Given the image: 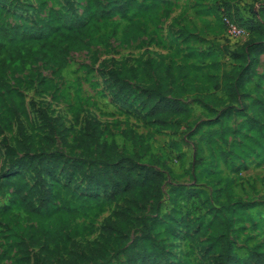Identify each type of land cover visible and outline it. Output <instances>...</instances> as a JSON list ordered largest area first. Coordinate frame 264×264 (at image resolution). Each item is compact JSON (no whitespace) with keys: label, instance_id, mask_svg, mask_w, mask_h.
I'll use <instances>...</instances> for the list:
<instances>
[{"label":"rangeland","instance_id":"1","mask_svg":"<svg viewBox=\"0 0 264 264\" xmlns=\"http://www.w3.org/2000/svg\"><path fill=\"white\" fill-rule=\"evenodd\" d=\"M101 1L106 5L116 0ZM164 1L167 5H161L148 16L130 12L129 20L114 15L92 24L91 33L95 37L105 36V39L88 50L71 52L65 70L57 72L43 61L17 63L7 71V81L20 108L26 134L38 152L60 155L67 162L77 160L81 153L65 147L60 141L52 150L45 149V131L39 117V110L43 108L49 117L65 121L70 143L81 134L86 120L96 119L102 124L103 138L115 141L120 151L140 152L144 162L158 160L165 165L161 214L172 213V219L162 222L157 236V243L162 241L166 252L171 254L169 258L165 256V263L215 264L217 255L206 253L201 242L213 233L209 227L212 219L209 209L226 200L217 193L226 186L231 188L233 204H239L232 235L234 251L239 259L249 261L255 248L264 252V155L260 159L250 158L247 168L238 169V160L234 161L236 166L231 163L234 156L227 157L224 162L222 150L216 144L211 145L210 151L199 140L200 134L210 128H218L220 124L236 127L244 119L242 114L250 115L246 109L250 101L240 97L230 109L229 118L220 117L225 106L216 103V96L224 99L225 96L212 89V77L231 69L227 48L236 51L247 41V38L236 41L228 38L223 15L252 33V22L255 14L260 15L264 0ZM16 5L17 10L0 6V28L33 26L39 20H47L52 9L66 10L65 0H20ZM73 5L75 13L81 15L87 1L73 0ZM28 48V45H8L0 56L24 52ZM148 58L166 66H186L191 72L192 89L183 97L193 103L194 114L178 129L160 130L144 125L111 95L106 72L112 68H139ZM257 71L264 73V58ZM253 86L249 85L248 90ZM124 132L141 136L142 140L134 144ZM234 139L229 137V144ZM18 140L15 115L0 106V179L5 183L0 188V264H42L40 248H30L32 259L28 263L23 261L19 247L21 241L30 243L40 238L41 233L37 224L11 203L17 189L26 194L33 191L32 199L34 202L37 199L33 172L19 170L8 160L9 150L16 147ZM221 147L224 152L230 150V146ZM22 156L16 153L15 161ZM73 181L70 185L59 172L50 181L55 204L78 212L64 226L59 245H51L53 256L64 259L75 245L83 248L101 242L106 250L103 262L124 264L125 255L114 254V248L118 247L114 238L102 236V228L111 221L122 200L109 201L102 194L92 196L95 192L86 190L81 177L76 176ZM178 186L204 191L207 196H175L172 200L170 190ZM200 222L205 223L207 233L196 236L194 233ZM136 236H139L138 229H133L132 239Z\"/></svg>","mask_w":264,"mask_h":264},{"label":"trees","instance_id":"2","mask_svg":"<svg viewBox=\"0 0 264 264\" xmlns=\"http://www.w3.org/2000/svg\"><path fill=\"white\" fill-rule=\"evenodd\" d=\"M86 1L81 15L75 13L73 0H65L66 10H50L47 20H39L33 26L0 28V55L8 45L29 46L24 52L0 56V106L8 108L15 115L19 134L16 147L9 150L8 160L14 162L19 170L33 172L37 190L35 202L32 199L33 191L26 194L21 189L13 193L11 200L12 205L20 207L37 224L41 233L40 238L30 243L20 242L21 255L24 256L23 261L30 263V248L38 247L42 264H110L103 262L106 250L101 242L83 248L75 245L64 259L53 256L51 245H59L64 226L78 215L74 209L55 204L50 181L59 172L70 185L74 183V177H81L86 183V190L95 192L92 196L102 194L109 201L122 200V205L112 214L111 221L102 228V236L114 238L118 245L114 248V254H124V264H167L165 256L169 258L171 254L166 252L162 241L157 243L162 222L172 219V213L161 214L165 196V165L158 160L144 162L140 152L120 151L115 141L109 142L103 138L102 124L96 119L86 120L81 134L70 143L65 121L49 117L43 108L39 110V117L45 131V149L52 150L60 141L65 147L81 153L77 160L67 162L60 155L38 152L26 134L20 108L13 99L7 81V71L17 63L43 61L57 72L65 70L71 52L88 50L105 39V36L95 37L91 33L90 26L94 23L114 15L129 20L130 12L148 16L161 5H167L164 0H151L150 3L116 0L106 5L101 0ZM18 3L20 0H0V6L8 7L9 10H17ZM260 9V15L255 14L252 22V33L244 28L249 33L247 41L236 51L227 48L231 69L212 77V89L221 91L225 96V99L216 96V103L225 106L220 117L229 118L230 109L240 97L250 101L246 107L250 115L242 114L244 119L236 127L220 124L218 128H210L200 134L199 140L210 151L211 145L216 144L222 150L224 162L227 157L234 156L231 163L236 166L234 161L238 160V169L247 168L250 158L260 159L264 155V73L257 71L264 56V5ZM225 18L236 25L238 23L224 14L222 22L227 33ZM106 75L114 101L134 113L144 125L160 130L178 129L194 114L193 103L190 104L183 97L184 93L192 89L189 83L191 72L186 66H166L148 58L139 68H112ZM251 84L254 86L250 91L248 87ZM124 136L134 144L142 140L141 136L129 132H124ZM231 136L235 139L229 144ZM221 145L230 146V150L224 152ZM16 153L23 156L15 161ZM3 186L5 183L0 179V188ZM78 188L81 189L80 186ZM217 193L226 200L217 207L210 206L212 219L209 227L213 233L201 242L206 253L217 255L215 264H264V252L259 248L251 252L249 261L237 257L232 235L239 204H233L229 186ZM201 194L207 196L204 191L184 186L172 188L169 193L172 200L175 196L193 198ZM133 229H138L139 233L134 239L131 237ZM196 229V236L207 233L204 222H200Z\"/></svg>","mask_w":264,"mask_h":264},{"label":"built area","instance_id":"3","mask_svg":"<svg viewBox=\"0 0 264 264\" xmlns=\"http://www.w3.org/2000/svg\"><path fill=\"white\" fill-rule=\"evenodd\" d=\"M225 23L227 27V35L230 40H242L249 36V33L244 29L231 22L229 19L225 18Z\"/></svg>","mask_w":264,"mask_h":264},{"label":"crops","instance_id":"4","mask_svg":"<svg viewBox=\"0 0 264 264\" xmlns=\"http://www.w3.org/2000/svg\"><path fill=\"white\" fill-rule=\"evenodd\" d=\"M264 58V56L262 57V59Z\"/></svg>","mask_w":264,"mask_h":264}]
</instances>
